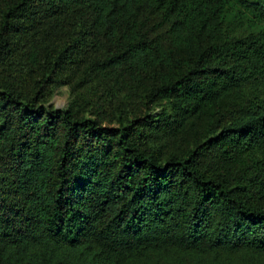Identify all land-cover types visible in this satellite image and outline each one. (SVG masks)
I'll return each mask as SVG.
<instances>
[{
	"label": "trees",
	"instance_id": "1",
	"mask_svg": "<svg viewBox=\"0 0 264 264\" xmlns=\"http://www.w3.org/2000/svg\"><path fill=\"white\" fill-rule=\"evenodd\" d=\"M81 64L144 117L40 102ZM0 264H264V0H0Z\"/></svg>",
	"mask_w": 264,
	"mask_h": 264
},
{
	"label": "rangeland",
	"instance_id": "2",
	"mask_svg": "<svg viewBox=\"0 0 264 264\" xmlns=\"http://www.w3.org/2000/svg\"><path fill=\"white\" fill-rule=\"evenodd\" d=\"M260 27L251 14L237 5L226 14L223 22L224 33L228 36H243ZM19 52L18 46L16 54ZM85 66L81 64L74 74L66 72L56 82L50 83L41 93L40 102L54 109L72 107L80 116L96 119L107 127L118 126V111H124L130 119L144 117L147 109L139 99L134 96L127 98L124 89L114 88L116 81L86 72ZM164 105L162 102L149 106L150 114L161 112Z\"/></svg>",
	"mask_w": 264,
	"mask_h": 264
}]
</instances>
